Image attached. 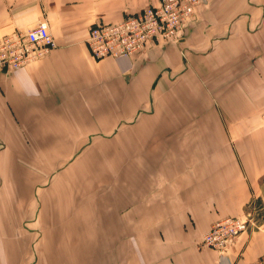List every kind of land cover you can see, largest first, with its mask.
I'll use <instances>...</instances> for the list:
<instances>
[{"label": "crops", "instance_id": "obj_1", "mask_svg": "<svg viewBox=\"0 0 264 264\" xmlns=\"http://www.w3.org/2000/svg\"><path fill=\"white\" fill-rule=\"evenodd\" d=\"M160 0H0V40L57 48L0 67V264H253L264 253V0H202L180 42L92 57L97 23ZM78 180L56 176L72 154ZM248 229L222 251L219 220Z\"/></svg>", "mask_w": 264, "mask_h": 264}, {"label": "built area", "instance_id": "obj_2", "mask_svg": "<svg viewBox=\"0 0 264 264\" xmlns=\"http://www.w3.org/2000/svg\"><path fill=\"white\" fill-rule=\"evenodd\" d=\"M202 0H160L137 15L116 23H97L89 30L87 45L96 59L134 57L148 44L180 42L187 24ZM57 48L46 22L0 40V67L20 69L36 62ZM248 229L242 217H226L206 232L200 244L222 251ZM253 264H264V253Z\"/></svg>", "mask_w": 264, "mask_h": 264}, {"label": "rangeland", "instance_id": "obj_3", "mask_svg": "<svg viewBox=\"0 0 264 264\" xmlns=\"http://www.w3.org/2000/svg\"><path fill=\"white\" fill-rule=\"evenodd\" d=\"M139 13V12H138ZM138 13H135V14H129V15H127V16H125L124 18H123V20H125V19H127L128 17H131V16H135V15H137ZM122 20V21H123ZM190 22V21H189ZM189 24V23H188ZM188 24H187V26H188ZM95 25V24H94ZM186 26V27H187ZM91 27H93V25L91 26ZM91 27H90V29H91ZM89 29V30H90ZM186 30V29H185ZM184 30V31H185ZM170 42H173V43H178V42H174V41H169V42H160V43H157V42H155V43H151V44H164V43H170ZM86 43H87V41H86ZM149 45V44H148ZM147 45V46H148ZM89 48V47H88ZM91 53V52H90ZM92 55V54H91ZM92 57L94 58V59H96L93 55H92ZM110 58H112V57H110ZM130 58V57H129ZM104 59V58H103ZM114 59H118V58H114ZM96 60H102V59H96ZM85 154H72V159H71V161L67 164V166H66V168H62V169H56V176L57 177H59V176H62L63 174H66V175H68V177H71V179L72 180H78L79 179V177H81V175H82V173L81 172H83V170L80 168V165H81V158L82 157H84L85 158V156H84Z\"/></svg>", "mask_w": 264, "mask_h": 264}]
</instances>
